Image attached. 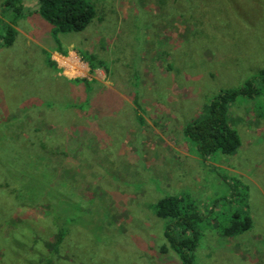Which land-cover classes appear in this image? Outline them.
Masks as SVG:
<instances>
[{
  "label": "rangeland",
  "instance_id": "1",
  "mask_svg": "<svg viewBox=\"0 0 264 264\" xmlns=\"http://www.w3.org/2000/svg\"><path fill=\"white\" fill-rule=\"evenodd\" d=\"M2 2L17 34L0 42V264H180L152 208L165 194L202 215L194 264H264V88L229 106L233 154L199 158L183 132L264 67V0H92V21L58 42L36 0L17 15ZM238 210L251 226L226 238Z\"/></svg>",
  "mask_w": 264,
  "mask_h": 264
},
{
  "label": "trees",
  "instance_id": "2",
  "mask_svg": "<svg viewBox=\"0 0 264 264\" xmlns=\"http://www.w3.org/2000/svg\"><path fill=\"white\" fill-rule=\"evenodd\" d=\"M22 2L23 0H3L2 6L4 10L12 11L15 13H13L14 15H17L24 7ZM36 3V11L51 25V34L57 42L58 40L55 38L57 33L82 31L96 14L92 0H36ZM7 19L13 21V18L7 17ZM0 28L2 29V33H0L1 45L10 46L17 34L16 29L10 23L5 22ZM56 48L60 54H67L66 50ZM77 52L80 59L87 63L89 74H93L96 68L103 69L105 67L104 61L95 60V55ZM46 64L53 69H58L56 61L51 59L49 53L46 54ZM104 70L108 72L106 67ZM257 80L262 84L261 86ZM70 81L76 84L84 83L86 89H90L89 84L95 79L88 80L86 77H75ZM263 88L264 67L259 70L255 80L254 78H247L238 88L222 89L216 93L206 105L205 113L193 118L183 129L184 135L195 146L193 152L202 159L208 158L215 151L233 154L239 148L241 141L239 134L229 124V106L238 95L249 99L254 98L262 93ZM133 102L139 109L135 98H133ZM137 115L142 120V116ZM44 195L48 197L47 194ZM184 196L165 194L152 204V208L155 215L165 221L163 236L167 246L162 245L161 249L165 250L168 247L173 250L180 264H194L193 255L199 239L196 225L203 218L196 208L195 202ZM52 204L53 202L50 203L49 209L51 206L53 207ZM251 222V217L247 212L238 210L229 216L227 222L220 228V232L226 238L239 235L250 228ZM57 229L54 244L60 242L65 233L63 228L57 227Z\"/></svg>",
  "mask_w": 264,
  "mask_h": 264
},
{
  "label": "bare ground",
  "instance_id": "3",
  "mask_svg": "<svg viewBox=\"0 0 264 264\" xmlns=\"http://www.w3.org/2000/svg\"><path fill=\"white\" fill-rule=\"evenodd\" d=\"M60 64L69 68L67 71L68 74H73L76 72L74 69L76 67L75 62L72 59L71 54L68 57H65L64 60H60Z\"/></svg>",
  "mask_w": 264,
  "mask_h": 264
},
{
  "label": "crops",
  "instance_id": "4",
  "mask_svg": "<svg viewBox=\"0 0 264 264\" xmlns=\"http://www.w3.org/2000/svg\"><path fill=\"white\" fill-rule=\"evenodd\" d=\"M56 52H58L57 50H56ZM59 53V52H58ZM60 54V53H59ZM62 55V54H61Z\"/></svg>",
  "mask_w": 264,
  "mask_h": 264
}]
</instances>
